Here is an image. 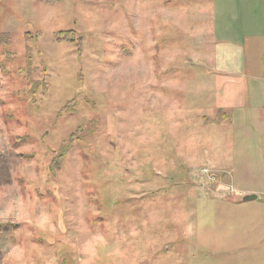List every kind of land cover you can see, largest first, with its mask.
I'll return each instance as SVG.
<instances>
[{
  "label": "rangeland",
  "instance_id": "rangeland-1",
  "mask_svg": "<svg viewBox=\"0 0 264 264\" xmlns=\"http://www.w3.org/2000/svg\"><path fill=\"white\" fill-rule=\"evenodd\" d=\"M0 264H264V0H0Z\"/></svg>",
  "mask_w": 264,
  "mask_h": 264
},
{
  "label": "crops",
  "instance_id": "crops-1",
  "mask_svg": "<svg viewBox=\"0 0 264 264\" xmlns=\"http://www.w3.org/2000/svg\"><path fill=\"white\" fill-rule=\"evenodd\" d=\"M244 51L245 49L236 41L221 42L216 48L218 69L234 75L244 71L246 62Z\"/></svg>",
  "mask_w": 264,
  "mask_h": 264
},
{
  "label": "water",
  "instance_id": "water-1",
  "mask_svg": "<svg viewBox=\"0 0 264 264\" xmlns=\"http://www.w3.org/2000/svg\"><path fill=\"white\" fill-rule=\"evenodd\" d=\"M257 198H258V196L255 194L247 195V196H245L244 201H253V200H256Z\"/></svg>",
  "mask_w": 264,
  "mask_h": 264
},
{
  "label": "trees",
  "instance_id": "trees-1",
  "mask_svg": "<svg viewBox=\"0 0 264 264\" xmlns=\"http://www.w3.org/2000/svg\"><path fill=\"white\" fill-rule=\"evenodd\" d=\"M72 33H74V32H72V31H68V32H66V34H71L72 35ZM73 39V38H72ZM71 42H74L73 40H71Z\"/></svg>",
  "mask_w": 264,
  "mask_h": 264
}]
</instances>
